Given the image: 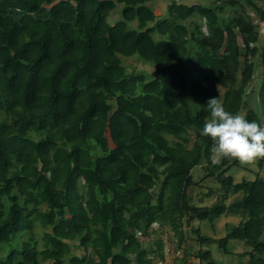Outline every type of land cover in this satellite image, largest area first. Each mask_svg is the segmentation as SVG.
I'll list each match as a JSON object with an SVG mask.
<instances>
[{"label":"trees","instance_id":"trees-1","mask_svg":"<svg viewBox=\"0 0 264 264\" xmlns=\"http://www.w3.org/2000/svg\"><path fill=\"white\" fill-rule=\"evenodd\" d=\"M150 1L0 0V264H157L162 238L144 239L168 230L190 264L182 227L223 215L238 224L194 241L264 264V179L234 182L199 134L212 97L264 126L245 100L261 66L264 114V0H168L162 18ZM207 179L222 191L196 205Z\"/></svg>","mask_w":264,"mask_h":264},{"label":"rangeland","instance_id":"rangeland-1","mask_svg":"<svg viewBox=\"0 0 264 264\" xmlns=\"http://www.w3.org/2000/svg\"><path fill=\"white\" fill-rule=\"evenodd\" d=\"M184 4L190 3H207L206 0H180ZM264 2V1H263ZM148 4L152 7L154 13L161 18L166 16L168 0H151ZM246 6V5H245ZM249 11V8L247 7ZM250 14L254 19H257V16L254 12L250 11ZM119 18V10H115L109 16V21L113 22ZM257 21V20H255ZM203 31L205 27L202 25ZM124 64L134 66L137 70H149L151 67H147L144 64H140L135 57H130L123 59ZM254 60L257 61V56L254 57ZM142 62V61H141ZM144 63V62H143ZM188 82L192 80L190 74L187 75ZM262 79V69L261 66H258L253 75V81L247 89L245 95L246 104L248 107L252 108L255 113L264 121L263 109L259 104L258 100V88L260 81ZM246 108L241 109L240 113L244 114ZM260 160V159H259ZM259 160L250 165H241L238 161L236 165L231 166L226 174L233 177L234 182H239L241 180H254L257 177L264 179V161L263 164L259 165ZM193 179L199 180L203 176V171L201 167L197 166L192 170ZM201 187L195 188L191 193V201L196 205L209 206L215 202L218 194L221 193L222 189L219 184L214 182L212 179H207L205 182L201 183ZM234 195H231L227 203L234 198ZM202 198V201L199 199ZM239 222V217L236 215L220 216L212 222L208 220H194L191 225H184L183 228V237L184 242L181 243V246L187 244V254L189 258L187 259L190 264H207L205 260H197L193 258V255L197 250H209L211 253L210 260L212 264H248L247 256L243 253L249 250L248 246L244 244L243 241L237 239H230L228 242V252H223L217 245V243L203 244L195 242V233L194 229L199 228L201 235L211 237V238H221L226 235L227 230L225 224L236 225ZM192 230V231H191ZM157 237L162 238L164 244V260L157 262V264H179V258L182 255L181 247L178 248V237L171 230H168V233H159L152 234L151 238L144 239L145 247H151L153 251L155 250V245L153 240ZM76 251V250H75ZM156 253L152 252L150 256H155Z\"/></svg>","mask_w":264,"mask_h":264},{"label":"clouds","instance_id":"clouds-1","mask_svg":"<svg viewBox=\"0 0 264 264\" xmlns=\"http://www.w3.org/2000/svg\"><path fill=\"white\" fill-rule=\"evenodd\" d=\"M206 108L210 119L205 121L199 134L212 141L210 162L213 166L226 158L239 161L241 165L264 159V126L247 120L239 112L227 111L218 97L209 98Z\"/></svg>","mask_w":264,"mask_h":264},{"label":"built area","instance_id":"built-area-1","mask_svg":"<svg viewBox=\"0 0 264 264\" xmlns=\"http://www.w3.org/2000/svg\"><path fill=\"white\" fill-rule=\"evenodd\" d=\"M259 31L262 32V33H264V23L260 26Z\"/></svg>","mask_w":264,"mask_h":264}]
</instances>
